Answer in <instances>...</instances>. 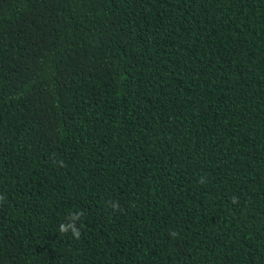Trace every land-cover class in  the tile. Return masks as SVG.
<instances>
[{
  "label": "trees",
  "instance_id": "16d2710c",
  "mask_svg": "<svg viewBox=\"0 0 264 264\" xmlns=\"http://www.w3.org/2000/svg\"><path fill=\"white\" fill-rule=\"evenodd\" d=\"M0 264H264V0H0Z\"/></svg>",
  "mask_w": 264,
  "mask_h": 264
},
{
  "label": "clouds",
  "instance_id": "9594fccd",
  "mask_svg": "<svg viewBox=\"0 0 264 264\" xmlns=\"http://www.w3.org/2000/svg\"><path fill=\"white\" fill-rule=\"evenodd\" d=\"M61 231H62V232L66 231V228H64V226H63V225L61 226ZM75 235H76V237L78 238V236H79V233H78V232H76V233H75Z\"/></svg>",
  "mask_w": 264,
  "mask_h": 264
}]
</instances>
